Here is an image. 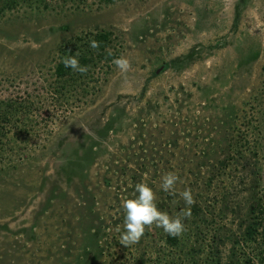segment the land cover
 <instances>
[{"label":"rangeland","instance_id":"obj_1","mask_svg":"<svg viewBox=\"0 0 264 264\" xmlns=\"http://www.w3.org/2000/svg\"><path fill=\"white\" fill-rule=\"evenodd\" d=\"M46 3L0 18V115L27 105L0 117V264H112L158 248L154 225L120 243L122 203L145 178L172 216L192 190L211 219L196 248L264 264V0ZM99 30L130 72L112 63L98 88L58 102L59 47ZM169 171L176 195L160 188Z\"/></svg>","mask_w":264,"mask_h":264},{"label":"trees","instance_id":"obj_2","mask_svg":"<svg viewBox=\"0 0 264 264\" xmlns=\"http://www.w3.org/2000/svg\"><path fill=\"white\" fill-rule=\"evenodd\" d=\"M46 1L47 0H0V18L7 12L13 11L21 6L42 4V6L47 7ZM111 1L112 0H97V2L100 3H110ZM91 40L100 42L98 49L90 47ZM117 46L119 47L120 45L115 42V36L112 30L86 32L63 43L58 49L57 61L54 66L53 78L56 82V86L53 87V95L55 99L58 102H64L62 98L65 100L68 98H64L63 95L72 92L70 97L74 98L73 101H79L81 92L85 94L90 92V89L98 88L100 81L103 79L102 74L108 72L113 60L120 55ZM109 50L112 53L111 55L108 54ZM77 52L79 53L78 59L80 64L86 65L89 68L87 73L81 74L73 71L71 68H66L62 63L63 58L75 55ZM4 106L5 113L2 112L0 117L3 116L1 119L6 120L9 119L7 113L11 114L24 111L23 109H25L27 105H24L22 102L11 100ZM1 134L2 130H0V135ZM185 208L186 204L184 208L177 211L176 214L181 213ZM205 214L206 210L203 208L202 204L195 203L192 207L191 218L184 220L186 230L181 235L173 238L169 237L163 231L159 236L162 241L159 243L158 248H153L155 243L149 244L148 246H138L133 252L129 253V257L128 255L121 254L112 257V264H220L221 262L217 258L218 254L213 253V255H211L212 253L209 252V247H211V251H213L212 244L206 248H196V236L203 237L206 231H211L209 227L211 219H207ZM122 217L123 216L118 219V223L122 222ZM118 223H114L115 227L119 226ZM196 228L197 232H199L197 234ZM262 230L264 231V227H262ZM121 232L122 230H120V233ZM148 234L149 230L147 229L144 237H147ZM192 238L193 242H191ZM213 238L215 239L216 236ZM196 249L198 250L197 252H201L199 253L201 259H197L198 261L196 260ZM203 252L206 254L205 258L202 257Z\"/></svg>","mask_w":264,"mask_h":264},{"label":"clouds","instance_id":"obj_3","mask_svg":"<svg viewBox=\"0 0 264 264\" xmlns=\"http://www.w3.org/2000/svg\"><path fill=\"white\" fill-rule=\"evenodd\" d=\"M99 46V41H90V47L98 49ZM108 54H112L110 50ZM78 57L79 53L77 52L75 55L63 58L62 63L66 68H71L73 71L81 74L87 73L88 66L81 65ZM113 63L125 77L132 68L131 61L126 56L115 58ZM178 182H180L178 174L169 171L162 176L160 188L170 195H176ZM179 196L184 200L186 208L181 213L172 216L158 208L156 192L149 186L147 178L137 183L132 198H127L122 203L125 216L124 231L121 233L120 243L125 247L137 244L145 234L146 229L153 225L162 228L169 237L175 238L181 235L186 230L184 220L191 218L192 207L196 201L190 188H185L179 192Z\"/></svg>","mask_w":264,"mask_h":264}]
</instances>
